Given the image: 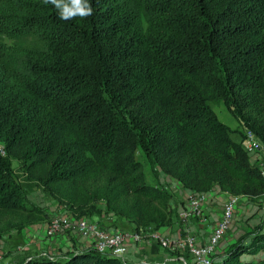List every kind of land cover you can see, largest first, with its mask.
I'll return each instance as SVG.
<instances>
[{
  "label": "trees",
  "instance_id": "trees-1",
  "mask_svg": "<svg viewBox=\"0 0 264 264\" xmlns=\"http://www.w3.org/2000/svg\"><path fill=\"white\" fill-rule=\"evenodd\" d=\"M87 3L91 15L64 20L50 0H0V238L49 218L14 180L13 160L30 181L66 189L72 205L103 200L137 228L168 225L171 197L145 183L139 139L154 167L190 189L264 195L246 136L209 106L235 107L264 146V0ZM55 122L103 163L89 168L76 138H55ZM260 252L264 234L214 264H250L242 255ZM66 264L124 263L82 250Z\"/></svg>",
  "mask_w": 264,
  "mask_h": 264
},
{
  "label": "rangeland",
  "instance_id": "rangeland-1",
  "mask_svg": "<svg viewBox=\"0 0 264 264\" xmlns=\"http://www.w3.org/2000/svg\"><path fill=\"white\" fill-rule=\"evenodd\" d=\"M260 73L264 76V57L261 62ZM162 76L166 77L169 74L159 73V77ZM209 106L219 121L232 131L242 132L244 136L249 134V130L246 129L241 119L234 115L237 114L235 107L229 111L223 100L209 102ZM124 121L127 125L132 126V118L129 115H124ZM54 125H56L54 134L56 139L62 140L69 137L78 140L81 151L89 163V168L103 163V160L96 159L86 150L83 142L72 128L57 122ZM244 140L245 138L240 142L243 143ZM139 141L141 143L135 150L134 159L144 167L145 183L163 190L171 197L170 211L174 218L168 225L159 229L143 225L137 228L136 224L128 218L126 211L122 213L113 211L103 200H97L88 207L79 203L72 205L69 202L71 200L67 198L66 189H52L44 183L30 181L25 172V165L13 160L14 180L27 193L28 199L44 210L49 218L28 225L21 230L2 234L3 236L0 238V264H34L36 261L45 258L66 264L70 255L76 251H95L94 244L83 238L78 232L77 227L80 223H97L104 230L122 233L125 236L127 250L122 257H116L121 263L196 264L187 252L173 254L165 250L160 239H185L188 234H192L196 237L199 245L207 244L223 218V208L226 201L232 195L223 190L219 184H214L204 191H195L183 185L179 180L165 175L159 167H154L149 162L144 150L146 143L143 142V139H139ZM0 148H2L0 152L5 155L1 144ZM248 153L251 163L264 175V146L260 150ZM112 157L113 155L110 156V158ZM191 193L205 195L208 199V205L206 204V208L203 210V216L187 219L183 214L186 211V198ZM239 197L229 232L217 246L212 257L214 263L232 254L239 245H248L254 238L264 234V195L257 198ZM55 219L61 221L63 230L54 237H47L46 232ZM201 225L205 226L201 227ZM155 234L159 237L154 238L153 235ZM135 236H138L139 239H136ZM104 256L111 257V255ZM240 259L246 263L259 264L264 260V253L244 254Z\"/></svg>",
  "mask_w": 264,
  "mask_h": 264
},
{
  "label": "built area",
  "instance_id": "built-area-1",
  "mask_svg": "<svg viewBox=\"0 0 264 264\" xmlns=\"http://www.w3.org/2000/svg\"><path fill=\"white\" fill-rule=\"evenodd\" d=\"M256 139V136L249 131V134L242 143L243 147L248 152L260 150L263 145L258 139ZM0 151H2V148H0ZM239 199V196H229L223 208V218L218 227L214 230L207 244L202 246L199 245L196 237L192 234H188L185 239L178 238L171 240L162 238L160 239L162 247L173 254L187 252L196 264H214L212 257L217 246H219L229 232ZM207 203L208 199L205 195L191 193L186 198V211H184L183 216L187 219L189 217L203 216V210ZM61 230H63L61 221L55 219L51 222L46 232V236L54 237ZM77 230L83 238L90 240L94 244L95 251L99 254L111 255L112 257H122L126 253L125 236L122 233L109 232L101 228L97 223H80ZM153 237L157 238L159 236L155 234ZM135 238L139 239L138 236H135ZM180 260L182 261V259Z\"/></svg>",
  "mask_w": 264,
  "mask_h": 264
},
{
  "label": "clouds",
  "instance_id": "clouds-1",
  "mask_svg": "<svg viewBox=\"0 0 264 264\" xmlns=\"http://www.w3.org/2000/svg\"><path fill=\"white\" fill-rule=\"evenodd\" d=\"M49 3V0H44ZM52 4L59 10L61 19L67 20L76 16L86 17L91 15L92 8L87 0H50Z\"/></svg>",
  "mask_w": 264,
  "mask_h": 264
},
{
  "label": "crops",
  "instance_id": "crops-1",
  "mask_svg": "<svg viewBox=\"0 0 264 264\" xmlns=\"http://www.w3.org/2000/svg\"><path fill=\"white\" fill-rule=\"evenodd\" d=\"M208 205V204H207ZM204 208H206V205H205V207ZM203 226H205V225H201V227H203Z\"/></svg>",
  "mask_w": 264,
  "mask_h": 264
}]
</instances>
